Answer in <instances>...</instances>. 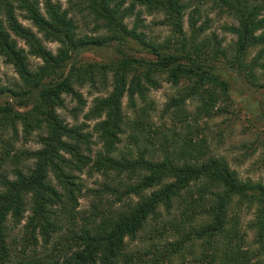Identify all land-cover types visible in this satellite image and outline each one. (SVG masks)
Instances as JSON below:
<instances>
[{
    "label": "trees",
    "instance_id": "obj_1",
    "mask_svg": "<svg viewBox=\"0 0 264 264\" xmlns=\"http://www.w3.org/2000/svg\"><path fill=\"white\" fill-rule=\"evenodd\" d=\"M216 1L239 21L231 29L238 39L230 50L221 48L216 37L215 43L194 35L187 38L183 17L188 6L181 0H68L69 7L53 0H0V56L13 65L22 82L15 89L0 87V98L8 97L0 100V167L13 165L14 175H0V264H118L120 258L128 263L133 257L126 239H134L149 225L151 238H175L154 248L152 264H172L177 257H181L178 264H264V183L239 180L224 158L210 154L204 141L192 137L178 147L164 136L165 156L158 160L154 159L158 131L146 137L147 146L136 153L118 149L120 134L130 119L128 110H137V97L146 101L148 87L143 81L158 86L154 75H165L177 85L183 79L189 82L188 92L172 104L178 107L187 98H198V116L211 117L218 99H228L230 94V81L218 61H225L251 85L263 86L258 82L264 76V0ZM137 5L164 12L178 46L173 49L170 42L148 41L138 31L141 10L135 12ZM18 12L38 32L24 25ZM72 12L91 19L90 33L81 32ZM133 16L136 24L129 28L127 20ZM132 40L153 56L130 53ZM44 41L57 42V52ZM105 46L115 52L111 61L85 65L78 59L84 51ZM252 50H256L254 55ZM29 55L43 61L36 70L30 68ZM94 68L102 77L113 72L114 83L110 93L97 97L85 113L87 120H97L88 131L89 123L71 125L58 109L64 106L65 95L73 96L80 104L74 109L77 120L85 101L74 86L95 82ZM126 93L127 110L123 107ZM138 110L145 114V108ZM137 117L133 124L145 125V119ZM17 122L24 124L26 139L34 130L41 131L40 148L17 150L13 140L4 139L7 128ZM96 143H102L103 150L94 154ZM87 167L90 174L105 176L102 186L92 191L97 200L92 226L71 237L72 243L67 237L59 238L41 256L35 249L36 231L40 228L49 242L58 229L53 221L58 211L55 204L60 203L62 210L76 204L84 186L77 173ZM106 198L110 200L104 202ZM28 208V240H22L15 252L17 240L8 241L13 227L7 222L11 218L19 223ZM252 210L254 218L243 228V215ZM68 252L70 256L64 257Z\"/></svg>",
    "mask_w": 264,
    "mask_h": 264
},
{
    "label": "rangeland",
    "instance_id": "obj_2",
    "mask_svg": "<svg viewBox=\"0 0 264 264\" xmlns=\"http://www.w3.org/2000/svg\"><path fill=\"white\" fill-rule=\"evenodd\" d=\"M53 1H60L64 7H69L68 0ZM181 1L185 2L188 6L183 17V29L187 38H193L194 35L199 36V40H213V43H215L213 37H216V40L221 41V48L230 50L233 47L238 37L231 29L232 26H238L239 21L236 15L230 12L226 6H222L216 0ZM130 2L131 0H128V3ZM140 10L141 19L138 23V31L142 32L148 41L163 45L166 42H170L174 49L177 44L176 36L172 26L165 23V13L160 11L151 12L146 7L137 5L135 12L138 13ZM72 15L76 17L81 26V32L90 33L94 27L91 19L87 18L85 13L72 12ZM191 15H194V17L192 18ZM18 18L24 25L38 32L32 22L25 19L22 12H18ZM135 20V16L128 18L127 24L129 28L135 26ZM195 20L196 25L193 28L192 23ZM18 41L21 46L26 47L22 39H18ZM196 43L200 44L199 41H196ZM44 44L54 53L57 52L59 47L57 42L44 41ZM130 46V53L134 55L153 56L135 40L131 41ZM255 53L256 50H252L251 54L254 55ZM114 58L115 52L113 49L105 46L93 47L90 50L84 51L78 59L81 63L88 65L106 63ZM42 63V59L29 55V64L32 70H36ZM217 64L221 68L224 77L230 81L231 88L228 99L226 97L218 99L215 106V114L211 117L197 115V108L201 103L198 98H187L178 107L172 104L174 98H180L188 92L189 82L186 80L183 79L177 85L168 81L165 75H154L158 83L156 87L144 80L143 83L148 87L146 101L144 103L137 97L138 105L141 107L138 106L136 111L128 110L130 119L128 124L124 126V131L120 134L119 151L136 153L144 146H147L146 137L154 131H158V134L154 138L157 145L154 159L158 160L165 156L162 148V145L165 144L164 136L170 139L171 143L177 144L178 147L183 146L185 140L192 137L196 142L204 141L208 145L210 154L224 158L239 180L264 183V76L258 82L263 85L262 87L251 85L250 82L244 80L234 69L226 66L225 61H218ZM96 69L94 68V70ZM96 71L98 75L96 74L95 82L87 80L84 84H75L74 86L81 93L85 101L84 111L78 114L77 120L74 109L79 107L80 104L73 96L65 95V104L58 109L61 117L71 125L83 122L89 123L90 128H87L88 131H92L93 125L97 120H87L85 113H88L89 109L93 107L97 97H104L110 93L114 83L113 72L107 71L105 76L103 75L104 77H102V74H99L98 70ZM259 73L262 72L259 71ZM105 81H107L106 86L104 84ZM17 85H22L19 74L13 65L0 56V87L15 89L14 87ZM7 98V96H3L0 100L2 101ZM128 106L129 97L126 93L123 97V107L127 110ZM138 108H145V114L143 115ZM22 110L24 109L22 108ZM138 115L141 119H145V125L138 126L133 124ZM15 131L18 132L17 135L14 134ZM40 135L41 131L34 130L33 134L28 135L26 139L24 124L17 122L14 126L10 125L7 128L4 139L13 140L17 150L33 151L42 146L39 139ZM96 139L97 135H95L94 141ZM168 147L170 150L173 149V146ZM93 149L95 154L96 151L102 149V143L94 144ZM23 163L31 165L32 161H23ZM12 169L13 165L11 167L6 165L5 168L4 166L0 167V175L7 174L9 178H14ZM77 174L84 185L82 186V191L78 195L75 205L62 210L60 203L55 204L58 211H55L56 214L53 216V221L58 225V229L52 234L49 242H46V238L40 232V228L36 231L37 245L36 247L32 245L29 249L32 250L31 247H35L41 256L46 254L50 250L48 247L52 248L55 241L59 238L67 237L72 243L73 239L71 237L82 233V230L91 227L94 222V217H91V213L94 211L95 201L97 200L94 198L92 191L102 186L105 182V176L102 173L90 174L88 167ZM53 184L62 191L55 181H53ZM108 200L110 199L106 198L104 202ZM117 205H120V203L115 204V206ZM253 212L254 210L243 215V220L241 221L243 228H246L247 222L254 218ZM70 213L75 214V218H72ZM30 215L31 210L28 208L19 223H16L11 218L7 222L10 228L13 227L8 232V241L12 239L14 241L17 240L14 246L15 252L21 248L22 240H28L25 226ZM88 217L92 219L87 222ZM150 228L149 225L140 230L134 239H126L128 244L127 250L132 254L133 258L128 263L120 258L118 264H152L154 261V248L165 245V241L168 239L170 241L175 239L172 236L171 239L168 237L166 240L151 238L149 233ZM252 237L253 232L249 235V239H252ZM194 248L197 249L198 246ZM63 256H70V252L63 253ZM15 257H13L14 260ZM179 261H181V257H177L172 264H178ZM99 264H102V262Z\"/></svg>",
    "mask_w": 264,
    "mask_h": 264
}]
</instances>
